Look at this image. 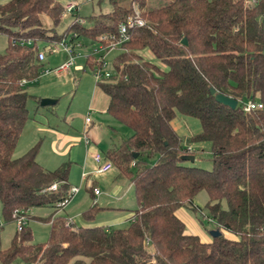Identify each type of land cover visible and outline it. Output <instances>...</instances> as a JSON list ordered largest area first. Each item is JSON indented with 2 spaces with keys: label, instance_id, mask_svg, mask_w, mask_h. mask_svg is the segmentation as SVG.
Instances as JSON below:
<instances>
[{
  "label": "trees",
  "instance_id": "trees-1",
  "mask_svg": "<svg viewBox=\"0 0 264 264\" xmlns=\"http://www.w3.org/2000/svg\"><path fill=\"white\" fill-rule=\"evenodd\" d=\"M107 1L113 8L107 14L85 20L74 11L62 34L42 24L43 16L61 24L66 5L58 0L0 5V34L7 39L0 55L1 216L6 224L15 225V213L29 220L30 211L55 207L71 188V165L46 171L37 161L40 143L14 157L30 120V95L21 82L42 76L39 52L62 40L93 46L116 34L136 8L145 25L130 30L113 63L115 76L99 87L110 98L109 113L133 132L107 156L134 186L138 209L124 229L68 225L53 214L42 244L34 243L29 226L20 232L15 226L0 264H264V0L253 6L249 0H168L156 8L150 0ZM24 40L34 44L21 45ZM143 51L167 71L145 61ZM93 61L87 65L94 69ZM211 89L238 107L218 103ZM249 100L263 108L244 112ZM178 116L198 119L202 132L184 140L173 125ZM191 143L212 145V170L184 165L185 156L195 155L187 152ZM54 184L59 188L52 192ZM203 191L222 232L211 242L186 234L177 216L180 209L198 211L195 198ZM101 210L94 205L83 218L92 222Z\"/></svg>",
  "mask_w": 264,
  "mask_h": 264
},
{
  "label": "rangeland",
  "instance_id": "rangeland-1",
  "mask_svg": "<svg viewBox=\"0 0 264 264\" xmlns=\"http://www.w3.org/2000/svg\"><path fill=\"white\" fill-rule=\"evenodd\" d=\"M9 0H0V5L7 3ZM60 3L69 6L72 4L69 3H77L75 7L78 6L80 17L82 19H90L93 16H99L101 14H107L112 11V6L109 1L105 0L101 3L100 0H58ZM73 1V2H71ZM168 4V0H150L149 7L156 8L163 5ZM138 9V8H137ZM73 22V16L69 15L67 18L63 19L59 26H55L52 20L48 16L42 17V24L47 29H55L56 32L62 34L68 26ZM87 44V43H85ZM7 46L6 36L0 34V55L5 52ZM82 44H77L74 47H82ZM87 47V46H86ZM78 53L83 55L89 54L87 48L79 49ZM120 51L116 50L111 52L108 56V62L111 64L110 71L112 70V65L115 59L119 56ZM142 58L145 61H149L158 65L163 71H167L168 67L163 65L160 61H158L150 52L143 51L140 53ZM59 60V56H50L48 61L44 64L43 70H51L57 66ZM80 61L76 62V69H78ZM68 76L65 77H57L55 74H51L52 76L47 77L42 74L41 79L38 83L28 84L25 86V91L30 95V99L28 102V108L31 114L34 116L33 110L37 107V101H41L43 99H53L51 97H58L61 99L60 104L57 107H45L46 109L43 111L44 118L43 122L44 126L38 127L37 136H33L32 138L23 136L20 139L17 148L14 152V157L18 158L26 153V149H29L30 145L40 143V154H39V162L46 164L50 163L51 169L55 170L59 165H61L64 160H66L65 153L69 149V144L66 141L69 137H67L69 132H71L66 119L68 120L71 116H77L74 122L75 131H82L83 129V120L88 116L87 113L89 111L90 105V96L89 90L93 83V76L88 69L85 73L77 72L74 69L70 70ZM55 100V99H54ZM105 103L107 101L105 100ZM33 112V113H32ZM174 128L177 133L187 140L192 136H197L202 132V126L198 119L192 117H182L178 116L177 119L173 122ZM125 126V125H124ZM122 132H129L127 127ZM120 132V133H122ZM38 137V138H37ZM61 137V138H60ZM67 137V138H66ZM31 142V144H29ZM85 142V141H83ZM85 144V143H84ZM86 147V145H85ZM195 151V161H185L184 165L190 167H199L207 170H212L213 168V156H212V145L210 143H191L190 146ZM62 150L63 153H61ZM87 148L84 149L83 153L86 154ZM155 161V160H153ZM155 163V162H153ZM101 179V178H100ZM100 182V181H99ZM129 182V181H128ZM131 183V182H129ZM73 187L80 188V184L77 183ZM82 193L77 198L75 205H73L70 210L73 213L68 212L71 217L74 216V212L79 211L81 205L84 204V207L87 206L88 203L92 204L90 201L89 194L86 192L85 187H82ZM105 194V193H104ZM135 194V189L131 192H126L124 194V198L126 200H131V203H124L122 205H126L124 207L129 208L128 210H135L137 208L136 201H133ZM84 196V201L79 202L78 200ZM116 196H112L111 192L107 191L102 200H108L111 205L114 207H120L121 204L115 202ZM78 202V203H77ZM210 203V198L207 192L203 191L198 194L195 198V206L199 208L198 211H193L192 209H187L190 212V216L188 220H186V232L193 233L196 236H200L204 241L209 238L212 240L211 232L217 230V225L210 218V213L207 206ZM118 205V206H116ZM122 207V206H121ZM222 207L224 210L228 209V205L226 202L222 203ZM36 211L33 216L34 219L30 222L29 227L33 233V241L36 244L46 243L50 238L51 226L46 221L52 215V210L50 208ZM87 209V208H86ZM129 212L127 211V214ZM64 215V213H63ZM61 214V216H63ZM118 215L114 213H105L103 215H98L96 221H110V219L117 218ZM124 216V215H122ZM77 219V218H76ZM78 223V222H76ZM106 223V222H105ZM128 225V224H126ZM120 226V227H128V226ZM15 226V225H14ZM14 226L12 224H6L3 221L1 216V205H0V249H6L9 247L11 239L14 235ZM120 227H115L113 229H117ZM225 236L230 237L228 233H224ZM20 264V263H15Z\"/></svg>",
  "mask_w": 264,
  "mask_h": 264
},
{
  "label": "crops",
  "instance_id": "crops-1",
  "mask_svg": "<svg viewBox=\"0 0 264 264\" xmlns=\"http://www.w3.org/2000/svg\"><path fill=\"white\" fill-rule=\"evenodd\" d=\"M71 2H73V1H71ZM69 4L76 5L77 3L75 2V3H69ZM75 11H79L78 6L75 8ZM68 16L69 15L65 14L63 19L67 18ZM84 48H87V50L90 51V46H88V45L82 46L80 48L75 47V50L78 53L79 49H84ZM78 54H79V57L76 60V62L80 61V64H78L79 67H78V69H76V67H73L71 69H74L78 73L79 72L85 73L88 69H90L92 76H93V83H92L91 88L89 90L90 105H89V111L87 113V115L88 116L90 115V117H91V122H90V125L86 124V118L88 117L87 116L85 118V121L83 120L82 131H79V130L75 131L73 125L75 122V118L77 116H71L68 120L67 119L65 120L67 122L70 130H71V132L68 133L69 135L67 137L72 135L66 140L70 147L67 150V152L65 153L66 160H64V162L61 165H59L57 168H55V170L60 168L62 165L69 163L71 165L69 184L71 187H73L75 184L79 183L81 186L80 187L81 190L66 209L61 210V211H57L55 207H45L44 209L50 208L53 212L52 215L53 214H58V215L62 214L63 215V213H64L63 216L68 218V220H70L73 223L78 222L76 224L79 226H82V227H106V228H112L113 229L115 227L125 226L126 224L129 225L130 221L135 216V211L138 209V205H137V208L135 210H128L129 208L124 207L126 205H122V204L126 203L128 206V204L131 203V200H126L124 198V194L126 192L127 193L130 191L132 192L134 190V186L132 185V183L128 182L129 180L122 178L120 176L119 171L116 168L112 172H110L106 175L96 174L97 166H96L95 162L93 161L92 156L96 152H99L108 159V156H107L108 152L119 147L123 142H125L128 138H130L132 136L133 132L127 126H124V124H122L121 122L116 120L109 113L108 110H109V105H110V98L101 90V88L99 87L100 84L96 83V80H95L94 74H93V68H91L87 65L88 59H86V55H88V54H86V55H83L81 53H78ZM50 56H59L57 66H60L61 64H63L65 62V60L67 59V55L63 52H60L56 55H49L47 57V60L44 62V64L48 61V58ZM109 66L111 68L110 63H109ZM70 70L65 72V73L55 74V75H57V77H65V76L69 75V73L71 72ZM112 70L114 71L113 65H112ZM46 76L50 77L52 75L49 74ZM40 79H41V77H40ZM40 79L37 81V83L40 81ZM33 84H35V83H33ZM26 85H28V84H24L23 86H26ZM51 98H53V100L55 99L57 101V103L55 105H53L52 107H57L60 104L61 99H59L58 97H51ZM34 100L38 104L37 107L33 110L34 116L30 112V120L23 127L21 134L19 136V140L17 142V145H18L20 139L23 138V136H25V137L29 136L30 138H32L35 135L37 136L38 127L44 126V124H45L43 122V118L45 117L43 114V111H45V110H42V109H46V108L41 107V105L39 104V103H41L40 100H39V102L36 99H34ZM105 100L107 101V103H105ZM123 127H127L129 129V132H127V131L122 132L125 130V128H123ZM120 132H122V133H120ZM83 141H85V142H83ZM29 144H31V142ZM85 145H86V147H85ZM34 146H35L34 144L33 145L31 144L29 149H26V152H28ZM16 148H17V146H16ZM86 148H87V152L85 154V153H83V151ZM63 151H65V150H62L61 153H63ZM39 154H40V152H39ZM39 154L37 157L38 162H39ZM39 164L46 171H50V172L55 171L54 169L53 170L51 169V167H50L51 165H49L50 163H47V165H46V164L39 162ZM82 187H85V190L89 194L90 201L92 204L90 205V203H88L86 207H84V204H82L81 205L82 207H80L78 213H77V211L74 212V216H76V218H77L76 219L75 217H71V215L68 212L73 213V211H71L70 208L73 205H75L77 198L82 193V191H83ZM94 188H97L101 191L100 196H95V194L93 192ZM107 191L111 192L112 196H116L115 202H118L119 204H121L120 207H114V205H111L108 200H102V197L105 196ZM134 196H135V194H134ZM78 201L79 202L84 201V196L81 199H79ZM133 201H136V197H134ZM135 203L137 204V202H135ZM94 205H98L102 209L98 213V215H103L105 213H114L115 217H116V215H118L117 218L110 219V221H108V222L107 221H101V223H100V221H96V219L98 217V215H97L96 219L93 220L92 222L86 221L83 218V214L85 212H87L90 208H92ZM116 206H118V205H116ZM38 210H42V209L38 208V209H33L32 211H30L28 224H26L25 226H29L30 222L34 219L33 214ZM127 211L129 212L128 214H127ZM189 212L190 211L187 209H180L177 212L178 218L180 220H182L185 223V225H186V220H188V217L190 216ZM122 215H124V216H122ZM12 225L14 226V224H12ZM128 225H126V226H128ZM124 228H127V227H120L117 229H124ZM1 229H2V227L0 228V230ZM14 230H15V226H14ZM186 234L195 235L193 233H188V232H186ZM198 237H200V236H198ZM201 240L203 242H211L212 241L211 239L209 240V238L206 239L205 241L202 238H201Z\"/></svg>",
  "mask_w": 264,
  "mask_h": 264
},
{
  "label": "built area",
  "instance_id": "built-area-1",
  "mask_svg": "<svg viewBox=\"0 0 264 264\" xmlns=\"http://www.w3.org/2000/svg\"><path fill=\"white\" fill-rule=\"evenodd\" d=\"M258 3V0H249L248 4L253 6ZM75 5L66 6V15H71L75 11ZM145 25L144 20L140 16L139 9L136 8L135 16L130 17L128 21L124 24L119 26V29L116 34H105L99 37L98 41L93 45L90 46L89 54L86 55V59L92 58L94 61V69L93 74L97 84H101L105 81H109L115 76V72H111L109 69V62L107 56L116 50H120L122 45L130 41V30L135 27H143ZM34 44L33 41H22L21 45H28L32 46ZM60 52H63L67 55V59L63 64L60 66L51 69V70H43L42 74L49 75V74H62L69 71L71 68L76 66V60L79 57V54L76 52L74 45L65 40L60 42L50 43L47 44L38 54V59L41 63H44L47 60L49 55H56ZM22 85L26 84L25 81L21 82ZM263 104L249 100L243 105L244 112H251L257 109H262ZM91 117L90 115L86 118V124L90 125ZM194 150L191 147H188L187 152L192 153ZM93 161L95 162L96 174L98 175H106L112 172L115 169L114 164L112 161L107 159L104 155L99 152H96L92 156ZM59 188L58 184L52 185L49 190L52 192L57 191ZM80 188L78 187H71L67 196L60 201L58 204L55 205L57 211H61L66 209L73 199L77 196L80 192ZM95 196H100L101 191L97 188L93 189ZM16 220L15 226L16 231L20 232L22 228L26 225V215L17 214L13 216ZM71 221H68V225Z\"/></svg>",
  "mask_w": 264,
  "mask_h": 264
},
{
  "label": "water",
  "instance_id": "water-1",
  "mask_svg": "<svg viewBox=\"0 0 264 264\" xmlns=\"http://www.w3.org/2000/svg\"><path fill=\"white\" fill-rule=\"evenodd\" d=\"M187 40L184 39L183 40V44L184 45H187ZM211 94L215 96V100L224 105V106H227L233 110H235L237 107H238V101L233 99V98H230V97H227V96H224L222 94H216V91L214 89H211ZM57 103L56 100H53V99H43L41 100V107H50V106H53ZM185 161H195V157L194 156H185L183 158ZM222 235V232L220 230H215V231H212L211 232V236L212 238H217V237H220Z\"/></svg>",
  "mask_w": 264,
  "mask_h": 264
}]
</instances>
